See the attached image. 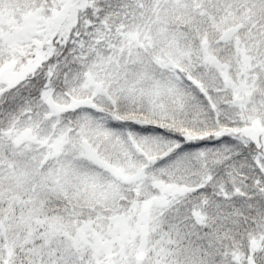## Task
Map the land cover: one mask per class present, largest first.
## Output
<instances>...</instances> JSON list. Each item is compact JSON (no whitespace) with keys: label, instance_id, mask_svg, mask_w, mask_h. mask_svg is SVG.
<instances>
[{"label":"snow or ice","instance_id":"6c2138e0","mask_svg":"<svg viewBox=\"0 0 264 264\" xmlns=\"http://www.w3.org/2000/svg\"><path fill=\"white\" fill-rule=\"evenodd\" d=\"M0 264H264V0H0Z\"/></svg>","mask_w":264,"mask_h":264}]
</instances>
